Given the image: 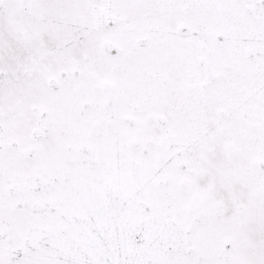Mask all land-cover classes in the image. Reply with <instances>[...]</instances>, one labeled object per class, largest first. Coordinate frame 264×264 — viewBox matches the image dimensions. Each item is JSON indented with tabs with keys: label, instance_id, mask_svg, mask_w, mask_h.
<instances>
[{
	"label": "snow or ice",
	"instance_id": "1",
	"mask_svg": "<svg viewBox=\"0 0 264 264\" xmlns=\"http://www.w3.org/2000/svg\"><path fill=\"white\" fill-rule=\"evenodd\" d=\"M0 264H264V0H0Z\"/></svg>",
	"mask_w": 264,
	"mask_h": 264
}]
</instances>
